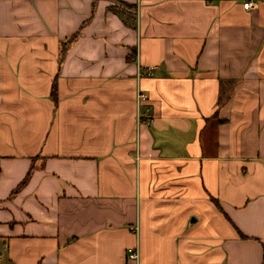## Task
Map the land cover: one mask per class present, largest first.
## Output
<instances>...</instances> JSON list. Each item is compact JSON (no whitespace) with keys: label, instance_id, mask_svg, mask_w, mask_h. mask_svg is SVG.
I'll return each mask as SVG.
<instances>
[{"label":"crops","instance_id":"1","mask_svg":"<svg viewBox=\"0 0 264 264\" xmlns=\"http://www.w3.org/2000/svg\"><path fill=\"white\" fill-rule=\"evenodd\" d=\"M243 1L0 0V264H264Z\"/></svg>","mask_w":264,"mask_h":264},{"label":"built area","instance_id":"2","mask_svg":"<svg viewBox=\"0 0 264 264\" xmlns=\"http://www.w3.org/2000/svg\"><path fill=\"white\" fill-rule=\"evenodd\" d=\"M254 2L255 0H244L243 1V5L245 8H250V7H253L254 6ZM148 98V95L147 93L143 90V89H138V102L139 104L143 101H145L146 99ZM146 116V119L147 120H152L153 116L151 114V108L148 107L147 108V114H145ZM139 117H141V113L139 112ZM130 256L134 259H138L139 257V252L137 250V248H132L130 249Z\"/></svg>","mask_w":264,"mask_h":264},{"label":"trees","instance_id":"3","mask_svg":"<svg viewBox=\"0 0 264 264\" xmlns=\"http://www.w3.org/2000/svg\"><path fill=\"white\" fill-rule=\"evenodd\" d=\"M263 260H264V246H263Z\"/></svg>","mask_w":264,"mask_h":264}]
</instances>
